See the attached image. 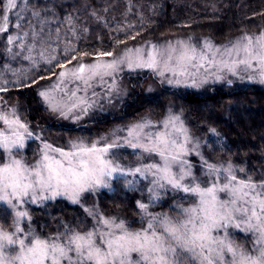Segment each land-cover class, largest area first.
Instances as JSON below:
<instances>
[{
	"label": "snow or ice",
	"instance_id": "snow-or-ice-1",
	"mask_svg": "<svg viewBox=\"0 0 264 264\" xmlns=\"http://www.w3.org/2000/svg\"><path fill=\"white\" fill-rule=\"evenodd\" d=\"M8 5L17 7L15 0H8ZM3 20L6 22L8 16L4 15ZM5 31L6 23L0 26V32ZM18 38L9 36L8 42L11 44ZM177 43L179 50L172 44L164 47L151 45L147 52L138 48L134 57L126 56L111 63L87 66L92 70V76L76 78L83 82L86 92L91 87L89 79L100 76L102 80L104 75H110L125 62L130 70L148 68L154 72L163 65L173 75H186L189 65L203 67V63H195L197 59L215 63L203 53L198 56L197 50L185 42ZM205 46L212 48L207 42ZM226 51L229 55L235 52L238 57L231 61V65L222 61L234 75L235 69L243 65L245 70L257 73L249 76L250 80L258 79L264 83V33L255 39L245 36ZM241 52L244 54L242 58ZM101 55L112 56V53ZM253 61L257 65L255 69ZM85 67L80 65L76 71L82 73ZM159 74L164 75V72L159 71ZM64 75L60 73L61 77ZM175 82L180 83L179 80ZM0 91L6 89L0 87ZM39 95L49 103L52 111H59L66 119H80L91 106L88 99L78 97L76 91L70 95L65 93L66 99L59 101L51 98L47 91H41ZM0 119L24 130L23 133L13 131L11 135L0 132V148L9 155V162L0 165V202L15 210L12 231H5L0 226V264H264V179L254 181L251 176L238 178L231 166L224 170L225 175L221 177V169L205 161L206 174L211 180L202 186L186 159L191 150L187 147V129L179 116L170 115L164 120V131L147 134V143L138 139L137 131H142L145 124H137L129 130V135L135 134L137 139L136 142L128 141V146L160 158L159 163L141 164L135 168H126L109 158L110 149L118 147L117 143L98 147L97 143L85 145L82 142L72 144V150L67 152L45 144L42 158L35 166L29 167L21 160L11 159V154L13 148H23L24 139L31 137L32 133L18 119L11 122L4 117ZM169 127L183 134L184 141L180 142L172 131H168ZM114 173L139 174L144 178L150 176L149 204L161 199L167 189L183 192L194 198V202L188 207L177 204V215L169 216L166 213L153 215L148 211L149 204L137 201V207L147 219L146 227L139 230H130L123 220L117 222L115 218H105L91 211L89 214L96 219L99 228L94 225L91 230L81 231L79 226L65 225L63 232L42 237L30 228L26 232L20 226L25 220L30 221L28 212L23 208L26 202L38 203L67 195L78 203L82 193L109 187V178ZM220 193H225L228 198L221 199ZM230 228L251 234V249L237 243L229 232Z\"/></svg>",
	"mask_w": 264,
	"mask_h": 264
},
{
	"label": "trees",
	"instance_id": "trees-1",
	"mask_svg": "<svg viewBox=\"0 0 264 264\" xmlns=\"http://www.w3.org/2000/svg\"><path fill=\"white\" fill-rule=\"evenodd\" d=\"M17 4L19 17L10 16V28L0 32V87L6 89L0 91V99L17 104L32 131H40L50 143L66 147L73 138L92 140L115 125L132 123L145 115L161 119L173 105L189 130L204 142L207 164L227 169L231 166L238 178L264 179V87L260 85L227 83L205 93L162 88L158 95H148L144 88L152 74L133 79L129 76L133 92L119 115L97 117L77 126L53 122L39 96L42 83L64 65L110 57L101 53L115 55L127 47L170 36H195L221 44L239 35L260 32L264 29V0H19ZM4 14L5 0H0V21ZM29 22L42 28L34 43L35 57L29 50L27 55L29 42L18 54L5 44L15 31L22 30L21 37L26 35ZM44 35L56 36L55 43L43 44ZM15 44L14 52L19 51ZM44 45L50 54L40 52ZM6 77L18 83L6 84ZM130 179L113 180L97 193L95 202L105 216H121L138 226L141 218L137 201L149 204L148 191L145 184L133 185ZM164 195L154 208L149 205L155 214L174 213L173 205L181 201L177 195ZM2 215L10 219L0 207ZM30 216L28 225L42 236L60 231L64 223L85 220L81 207L60 198L34 207ZM2 223L10 227L7 221ZM234 239L251 249L250 234Z\"/></svg>",
	"mask_w": 264,
	"mask_h": 264
},
{
	"label": "rangeland",
	"instance_id": "rangeland-1",
	"mask_svg": "<svg viewBox=\"0 0 264 264\" xmlns=\"http://www.w3.org/2000/svg\"><path fill=\"white\" fill-rule=\"evenodd\" d=\"M19 0H15L16 5ZM16 8H11L8 5V0H5V14L8 16V20L5 22L3 19L0 21V26L3 24H7V30L10 28L9 20L10 16H17L16 14ZM19 16H17L18 18ZM18 21V20H17ZM17 21H14V24L17 25ZM27 26L25 29L26 35L21 37V31H15L14 33L9 34V36L12 37H19L18 39L14 40L13 43L8 42V37L5 41V44L7 48L9 47L11 52L18 54L22 53L23 46L25 44H30L29 49L27 48V55L30 54L35 57L36 53L33 50L35 48V44L37 40L40 38L39 32L42 31L41 26H35L32 23ZM25 27V26H22ZM23 29V28H22ZM16 30V29H15ZM24 30V29H23ZM23 33V34H24ZM264 33V29L260 32L256 33H249V34H243L236 36L230 40H228L225 43H215L211 39H201L197 38L195 36H170L160 41H145L140 44L127 47L120 51L119 53L112 55L110 57H99L94 59L91 62H84L74 65H64L58 73H56L53 76H50L45 80L44 83L39 88V93L41 91H47L49 93V96L51 98H55V100L59 101L61 98L66 99L65 93L71 94V92L76 91V94L78 97H86L89 101V104L91 105L88 108L87 114L81 115L80 119H74V118H64L60 115L59 111H52L49 103L45 102V100L40 96V99L43 103V105L47 108L49 112L50 119L53 122L60 123L65 126H77V125H83L84 123L91 121L97 117H110V116H117L120 114V111L123 107L124 102L129 99V96L133 92L131 88V82L129 80V76L131 79L135 78L137 75H145L151 73L150 79L148 80L144 91L148 95H158L162 88H173L178 90H191L197 93H205L213 86H223L227 83H250V84H257L262 87H264V83H260L258 79L256 80H250L249 76H255L257 73L254 70H245L244 66L241 65L238 68L235 69L236 74L234 75L232 71L229 70V67H226L225 64L222 61L228 62L229 65H231V61L237 59V55L235 52H233L231 55L227 53V49H231L234 44L237 43V41L242 40L245 36H251L254 39L256 37L261 36V34ZM42 37H46L45 42L43 44H50L51 42L55 43L56 36L51 35H44ZM41 37V38H42ZM29 38V40H28ZM19 41V44H15V42ZM179 41H183L186 44L194 47L197 50V55L199 56L200 53H203L205 56L209 57V59H214L215 63H209L207 60L200 61L197 59L195 63H203V67L196 68L191 65H189L186 68V75H173L171 71H166L163 67V65L160 66L159 70L157 72L152 71L148 68H136L135 70H130L127 66V63H123L118 65L116 71L111 72L110 75H104L103 79L101 80L100 76H95L94 78L89 79V83L91 87L87 88V91H84L85 85L83 82L76 78V76H85L91 77L92 76V70H90L87 66L93 65V64H106L111 63L113 60H120L121 58H124L126 56L134 57L136 55L135 50L138 48H143L145 52L150 50L151 45H157L160 47L167 46L169 44H172L177 47L179 50L180 45L177 43ZM206 42L212 46L211 49H208L205 45ZM53 43V44H54ZM14 44L16 48L19 51L14 52ZM12 45V46H11ZM49 46V45H47ZM23 47V48H22ZM8 48V49H9ZM46 47L44 45V48L40 50L42 54H50V52H46ZM132 50L129 52V50ZM219 49V52H216V50ZM29 50V52H28ZM26 52L24 51L23 54ZM215 53V55H213ZM12 56V55H11ZM244 56L243 52L240 53V57L242 58ZM33 59V58H31ZM80 65H85L84 72H77L76 70L80 67ZM257 67L255 61H253V68L255 69ZM111 71V70H107ZM159 71H163L164 75H160ZM179 71V70H177ZM63 72L65 75L63 77L60 76V73ZM75 73V75H73ZM15 79H20L22 75L14 76ZM4 82L6 84L18 83L15 82L12 78L6 77L3 78ZM172 80V83H169L168 81ZM179 80L180 83H176L175 81ZM79 89V91H77ZM79 114V113H77ZM170 115H176L180 117V120L183 122V126L187 129V136H188V144L187 147L191 150L190 154L186 157L189 164L192 166V172L193 175L198 178V182L202 183V186L204 182H210L211 178L206 174L208 172L207 166L205 164V161L207 162V158L204 154V142L199 139L196 135H194L189 128L187 127L186 123L184 122L181 114L175 109L173 105L168 106V109L166 110V113L163 118L161 119H152L151 117L145 115L141 117L140 119L124 124V125H115L108 133L103 134L102 136H98L92 140H84L83 138L76 137L68 141L66 147H60L56 146L49 141H47L43 134L40 131H32L29 126L26 124V122L23 120L19 107L15 103H8L5 99H0V117L6 118L8 121H14L19 120L21 123L25 124L27 127L28 132L32 133L31 137H26L23 141L24 147L17 149H12L11 159L21 160L24 164H26L29 167H33L37 164V162L42 158L44 145L48 144L51 145L52 148H60L64 151H70L71 145L74 143H83L85 145H91L92 143H97L98 147H103L105 144L109 143H117L119 146L110 149V155L109 158L118 161L126 168H135L140 166L141 164L147 165L151 163H159L160 158L156 156L155 154L149 155L146 152H143L140 148H132L128 146V141L136 142L137 137L135 134L133 136L129 135V130L133 129L135 125L137 124H145L146 126L143 128V130H137L139 132L138 139L143 142L147 143V134H155L157 131H164L163 128V121L166 120ZM180 126V122H177V127ZM13 131H18L23 133L24 130L18 128V126L14 123H5L4 119H0V132H3L7 135H11ZM168 131H172L174 135L178 138L180 142L184 141V135L181 133L174 132V130L169 127ZM26 136V134H25ZM15 139V137H12ZM57 158H59L58 154H55ZM9 162V155L8 152L0 148V165L6 164ZM208 163V162H207ZM216 166L217 168L221 169L220 176L225 175V171L227 168L223 165H217V164H211ZM236 175V174H235ZM129 179V182L131 184L136 185L135 182H140L141 184H145V190L148 191V189L151 187V184L149 181L151 180V177L144 178L140 176L139 174L132 176V175H120V174H113L111 178H109V184L113 182V180L117 179ZM102 189H105L104 187L98 188L93 191L84 192L79 197V202L74 203L67 195H58L55 198L47 199L42 202L38 203H31L26 202L23 205L24 210H26L29 214L30 220V210L34 207H40L43 206L49 201H54L55 199H64L68 201L71 204L77 205L81 207L84 215L85 220L83 222H79L76 224H70V223H64L61 226L60 232L64 231V226L67 225L69 227H77L79 226L81 231H87L91 230L92 227L95 225L96 227H100V225H97L96 219L93 217V215H90V211L101 215L105 218H115L117 222L123 220L126 224V226L130 230H139L142 227H146L147 219L143 216V214L138 213L140 216V225L133 226V222L128 221L124 219L121 216H105L96 206V195L98 192H100ZM46 195H51V193H45ZM165 194V195H164ZM177 195L178 198L181 200L178 204L183 205L184 207H188L190 204L194 202V198L189 197L187 194L183 192H174L170 189L165 190L162 195ZM221 199H227V195L225 193H220ZM90 199L91 201L89 202ZM148 199H149V192H148ZM163 196L161 199L156 201L154 204H149L151 207L154 208V205L156 206L158 203H161L163 200ZM177 204L173 205L174 213L168 212H162L159 214H168L169 216H176L178 213V209L176 207ZM0 207L4 208L6 212L8 213L10 219L7 220L5 215H2L0 217V226H3L5 231H12L11 225L13 223L14 218V209L10 208L6 203L0 202ZM148 211L155 214L154 210H151L150 206ZM154 211V212H153ZM3 221H7L10 227H6L5 224H3ZM29 220H25L21 223V227L25 229L27 232L29 228L34 232L35 234H38L42 236L41 234L37 233L32 229V226L28 225ZM229 232L231 233L232 237H242L245 238V233L241 232L237 229H229ZM55 233H50L49 235H54ZM48 235V236H49ZM251 235V234H250ZM47 237V236H42ZM135 257V254H133Z\"/></svg>",
	"mask_w": 264,
	"mask_h": 264
}]
</instances>
